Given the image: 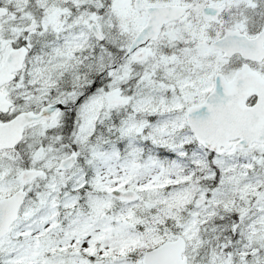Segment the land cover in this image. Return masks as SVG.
I'll return each mask as SVG.
<instances>
[{
	"label": "snow or ice",
	"instance_id": "6c2138e0",
	"mask_svg": "<svg viewBox=\"0 0 264 264\" xmlns=\"http://www.w3.org/2000/svg\"><path fill=\"white\" fill-rule=\"evenodd\" d=\"M0 264H264V0H0Z\"/></svg>",
	"mask_w": 264,
	"mask_h": 264
}]
</instances>
